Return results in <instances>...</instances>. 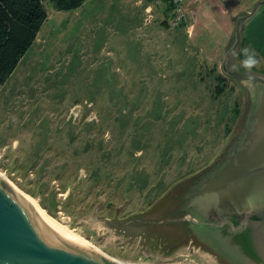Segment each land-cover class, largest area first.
Returning a JSON list of instances; mask_svg holds the SVG:
<instances>
[{"label":"rangeland","instance_id":"obj_1","mask_svg":"<svg viewBox=\"0 0 264 264\" xmlns=\"http://www.w3.org/2000/svg\"><path fill=\"white\" fill-rule=\"evenodd\" d=\"M137 1L59 9L43 0L46 20L0 84L1 176L121 263L230 264L195 240L174 246L107 223L149 212L219 161L246 107L238 81L227 78L217 93L220 62L210 45L171 25L164 0Z\"/></svg>","mask_w":264,"mask_h":264},{"label":"water","instance_id":"obj_2","mask_svg":"<svg viewBox=\"0 0 264 264\" xmlns=\"http://www.w3.org/2000/svg\"><path fill=\"white\" fill-rule=\"evenodd\" d=\"M263 3L264 0L258 1L251 12L238 14L232 42L220 59V72L240 82L246 103L241 128L226 154L203 173L174 185L152 210L140 214L146 219H156L153 222L159 226L144 232L132 217L107 223L118 230L177 240L170 233L176 232L179 225L164 222H184L199 240L194 239L196 242L204 243L225 262L264 264V75L229 66L243 22ZM201 174L204 175L199 183L185 196L184 214L174 215L179 197ZM0 264L123 263L94 248L64 239L38 218L23 197L0 176Z\"/></svg>","mask_w":264,"mask_h":264},{"label":"crops","instance_id":"obj_3","mask_svg":"<svg viewBox=\"0 0 264 264\" xmlns=\"http://www.w3.org/2000/svg\"><path fill=\"white\" fill-rule=\"evenodd\" d=\"M258 1L261 0H182L185 19L181 27L188 36H196L204 45H210L213 50L210 56L220 62L223 52L232 42L238 14L251 12ZM136 3L141 5L142 0ZM164 3L163 12L165 16H169L167 1L164 0ZM146 7L153 12L154 4L148 3L144 7L145 14L151 15L152 13L147 14L145 11ZM250 56H255L258 64L260 62L264 64V3L243 22L240 38L230 57L229 66L238 71L248 70L242 65ZM250 71L264 73V69L261 68L259 71L251 68Z\"/></svg>","mask_w":264,"mask_h":264},{"label":"trees","instance_id":"obj_4","mask_svg":"<svg viewBox=\"0 0 264 264\" xmlns=\"http://www.w3.org/2000/svg\"><path fill=\"white\" fill-rule=\"evenodd\" d=\"M81 2L82 0H54L55 7L59 9L73 8L81 4ZM166 8L170 15L173 16V6L169 1H167ZM46 18L47 12L44 8L43 0H0V84L9 78L19 60L26 54ZM184 19L185 17L178 25L181 26ZM164 22L165 26L168 27L169 22ZM226 80V76L222 73L218 74L217 93L224 90L227 84ZM92 174V177L99 179L98 169ZM42 205L51 211L44 202H42ZM132 220L136 225L140 226L139 228L143 227L145 229L144 232L159 226L158 223L153 222L157 221L156 219H146L141 215L132 217ZM189 240H194V237L188 235L182 240L175 239L174 246Z\"/></svg>","mask_w":264,"mask_h":264},{"label":"bare ground","instance_id":"obj_5","mask_svg":"<svg viewBox=\"0 0 264 264\" xmlns=\"http://www.w3.org/2000/svg\"><path fill=\"white\" fill-rule=\"evenodd\" d=\"M2 174L0 173V176ZM4 177V176H3ZM4 179H6V181L9 183V185L16 190V192L18 194H20L23 199L29 204V206L32 208V210L35 212V214L38 216V218H40L43 222H45L48 226H50L51 228H53L54 230H56L60 236H62L64 239L68 240L69 242L76 244L78 246H82V247H89V248H94L93 246H90L88 244H86L83 241L78 240L77 238H75L74 236H72L70 234L69 231H67L65 229L64 226L60 225L59 223H57L54 219H52L49 215L46 214L45 211H43L41 208H39L36 204H34L28 197H26L25 193L23 191H21L20 189H18L16 186H14L10 181H8V179L6 177H4ZM96 249V248H94ZM97 250V249H96ZM112 259V258H111ZM114 260V259H113ZM117 261V260H115ZM119 262V261H117ZM121 263V262H120ZM125 264V263H123Z\"/></svg>","mask_w":264,"mask_h":264},{"label":"flooded vegetation","instance_id":"obj_6","mask_svg":"<svg viewBox=\"0 0 264 264\" xmlns=\"http://www.w3.org/2000/svg\"><path fill=\"white\" fill-rule=\"evenodd\" d=\"M227 78H229V77H227ZM229 79H231V78H229ZM231 80H234V79H231ZM235 81V80H234ZM242 86V85H241ZM243 87V86H242ZM209 171V170H208ZM207 171V172H208ZM204 174H201L200 176H199V178L198 179H196L195 180V183H193V185L191 186V188L187 191V192H185L184 193V195H183V197L182 198H180L179 197V200L178 201H180L179 202V204H178V206H175V208H174V212H173V214L174 215H177V216H181V215H183L184 214V212H183V209H182V206L184 205V201H185V196L187 195V193L189 192V191H191V189L197 184V183H199L198 181H200V177H202ZM177 201V202H178ZM175 202H176V200H175ZM173 207V206H172ZM164 223H174V224H177V225H179V227H178V229H177V231L176 232H174V233H170L173 237H175V238H177V239H179V240H182V239H185V237L186 236H188V235H191L192 237H194V239L195 240H197V241H199L197 238H196V236L194 235V233H192V231L190 230V228L188 227V224L187 223H184V222H173V221H166V222H164ZM180 234V235H179ZM190 242L192 241V240H189ZM201 244L202 245H204V246H206L204 243H202L201 242ZM207 247V246H206ZM208 248V247H207ZM208 250H210L209 248H208ZM211 251V250H210ZM212 253H214L213 251H211ZM216 255V254H215ZM216 257L219 259V260H221V261H224V259H222L221 257H219V256H217L216 255Z\"/></svg>","mask_w":264,"mask_h":264},{"label":"built area","instance_id":"obj_7","mask_svg":"<svg viewBox=\"0 0 264 264\" xmlns=\"http://www.w3.org/2000/svg\"><path fill=\"white\" fill-rule=\"evenodd\" d=\"M169 1L172 6V19H171V25H173L174 27L177 26L179 24V22L185 17V10L183 7V2L182 0H167ZM145 11L147 13H150L151 11L148 10V8H145Z\"/></svg>","mask_w":264,"mask_h":264},{"label":"clouds","instance_id":"obj_8","mask_svg":"<svg viewBox=\"0 0 264 264\" xmlns=\"http://www.w3.org/2000/svg\"><path fill=\"white\" fill-rule=\"evenodd\" d=\"M257 63V61L255 60L254 56H250L248 59H246L245 61H243V67L251 70V68L253 66H255V64Z\"/></svg>","mask_w":264,"mask_h":264}]
</instances>
